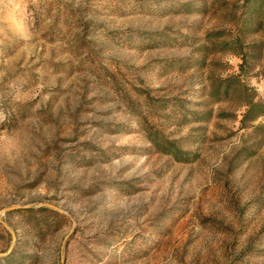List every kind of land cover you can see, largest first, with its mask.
I'll use <instances>...</instances> for the list:
<instances>
[{
    "label": "rangeland",
    "instance_id": "1",
    "mask_svg": "<svg viewBox=\"0 0 264 264\" xmlns=\"http://www.w3.org/2000/svg\"><path fill=\"white\" fill-rule=\"evenodd\" d=\"M242 1L0 0V264H264Z\"/></svg>",
    "mask_w": 264,
    "mask_h": 264
},
{
    "label": "trees",
    "instance_id": "2",
    "mask_svg": "<svg viewBox=\"0 0 264 264\" xmlns=\"http://www.w3.org/2000/svg\"><path fill=\"white\" fill-rule=\"evenodd\" d=\"M186 7V6H182ZM243 15L248 16V20L243 21L237 29V32H263L264 34V0H243L242 1V8ZM253 19L254 23H249ZM220 35V34H214ZM208 35V37L217 38L219 39L221 36ZM223 45H227L228 42H222ZM264 59V58H263ZM228 93V86L224 89V95ZM214 94H217L215 92ZM245 111L242 115V119L240 121V128L241 129H251L252 132L263 131L264 132V124L253 125V123L259 119L264 117V103L263 102H255L252 99H247L245 101ZM202 113H195L192 114V121L200 122ZM143 131L152 145L153 149L157 153H161L164 155L172 156L176 161L180 163H186L189 161L187 158L188 153L184 152L180 149L177 145L176 140H169L168 138L164 137L158 130H154L152 128L144 127ZM264 139V136H263ZM244 150V149H243ZM242 150V151H243ZM7 260V257L1 258Z\"/></svg>",
    "mask_w": 264,
    "mask_h": 264
}]
</instances>
